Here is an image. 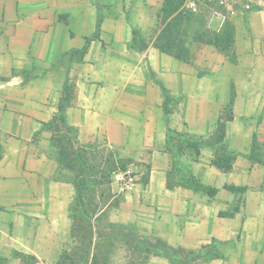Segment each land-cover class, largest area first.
<instances>
[{
    "label": "crops",
    "instance_id": "0c3cea01",
    "mask_svg": "<svg viewBox=\"0 0 264 264\" xmlns=\"http://www.w3.org/2000/svg\"><path fill=\"white\" fill-rule=\"evenodd\" d=\"M163 2L0 0V256L45 255L40 224L48 241L62 219L71 233L61 136L123 166L107 211L120 247L101 264H264V9L226 21V54L190 40L183 61L153 45ZM126 168L135 184L121 192L112 176Z\"/></svg>",
    "mask_w": 264,
    "mask_h": 264
},
{
    "label": "rangeland",
    "instance_id": "374dc122",
    "mask_svg": "<svg viewBox=\"0 0 264 264\" xmlns=\"http://www.w3.org/2000/svg\"><path fill=\"white\" fill-rule=\"evenodd\" d=\"M187 1L188 0L184 1L182 7L185 6ZM196 8V11L193 13H195L196 16L202 17L204 20L203 26H206L210 18L208 8H206L205 5H199ZM191 26V29L188 30V36L184 38L186 42L191 40L194 30H196L198 26L197 21H194ZM76 151L79 153L78 159L81 160L83 164L75 163L79 160L73 159L71 161L73 164L75 163L73 171L65 172L63 171L64 169H61L57 174L54 175V178L55 180L60 181H78L77 184L80 185V188L84 190V199H87L90 204L89 206L91 210L89 214L92 212L94 207H97L99 211L102 209L104 210L102 215L96 219V224H92V231L98 232V235L95 240L93 238L91 239V245L92 241L93 243L98 241L99 245L103 249H109V247L111 248L112 246L115 248L120 247L117 244L120 242L118 237L121 236L122 231L117 228H109L107 224V211L111 205V193L109 192L108 179H110V174L113 171L119 169L118 167L113 168V165L116 166V163H114L117 160L116 152L113 150L111 151L103 144L88 145L86 149L78 148ZM52 155H54V153H52ZM120 164L118 163L119 166ZM102 175L105 177L101 180ZM91 181L96 183L93 189H90L89 185H87L90 184ZM22 217L25 220L21 225L20 230L24 233L23 245L27 247L31 243V238L28 239L29 241L26 240L27 235L31 234V230L29 228L31 227V224L27 223L28 221L26 218L28 215L25 210ZM86 218L90 220V223L95 219V217H90V215H87ZM69 225L70 224L67 219H62L58 226L57 236L55 239H49L48 241L47 234L49 232V226L47 224H40V241L35 242L36 239H34L32 246L36 247V249L39 248L40 252H46V254L48 252L50 255H38L37 258V256L25 252V249L24 251H20L18 249L10 254H6L8 251L6 246L5 248L7 251H5L4 255L0 256V264H55L58 260L59 254H61L63 250H67V248L71 249L70 255L72 259L71 261L67 260V264H83L85 261L84 253L87 250L86 245L89 243L90 238L88 233L89 229L85 228L82 230V234L85 237H79V235L78 237L77 235L70 237ZM12 230H14V226L10 223L9 234L12 232ZM106 234H111V237L104 240L102 237H104ZM109 239L110 241H108ZM94 264H101L99 256H96Z\"/></svg>",
    "mask_w": 264,
    "mask_h": 264
},
{
    "label": "trees",
    "instance_id": "16d2710c",
    "mask_svg": "<svg viewBox=\"0 0 264 264\" xmlns=\"http://www.w3.org/2000/svg\"><path fill=\"white\" fill-rule=\"evenodd\" d=\"M185 0H164L163 5L160 10V30L158 31L155 40L153 42V45L155 48H157L159 51L169 54L173 56L174 58L183 60V61H189L190 59V51L187 45V42L184 40L188 36V30L191 29V25L194 21H197L198 26L196 30H194L191 40L193 42H200L205 44H213L216 47L220 49L222 53L226 54V51H228L229 45L232 42L233 38V27L229 22H226L223 29L218 33H212L204 28V20L200 16H196L195 13L184 10V7H182ZM53 146L56 147V160L58 167L60 169H64L67 171H73L75 163L83 164L81 160H79L78 156L79 153L71 149V143L63 137L59 136L57 140V144L53 141ZM73 159L79 160L78 162H75L74 164L71 162ZM230 162L229 158H223L221 162L218 163V165L224 166L223 168L227 167V164ZM116 163V166L113 165V168L118 167L119 169L123 168V166H120ZM119 163V162H118ZM224 163V164H223ZM118 165V166H117ZM111 171V170H110ZM105 176H101V180ZM75 188H76V196L71 206V218H72V227H71V233L70 237H74L79 235V237H85L82 234V230L85 228L89 229V243L86 245L87 250L84 253L85 261L83 264H94V261L96 260V249L98 252V256H100V252L103 253V257H107V251L109 249H103L98 242L92 241L91 245V239L93 238V231H92V224H96V219L93 220V222L90 223V220L86 218L87 215H90V217H95L99 213V210L97 207H94L92 212H90V204L87 201V205L84 202L83 197V189L80 188L81 186L78 185V181L72 180ZM109 181V179H108ZM96 183L93 181L90 182L89 188L93 189ZM86 185V186H87ZM87 200V199H86ZM86 206H85V205ZM98 217V216H97ZM78 232V233H77ZM112 234V233H111ZM111 234H106L104 237V240L106 238H110ZM110 241V239L108 240ZM110 246V245H109ZM100 251H99V250ZM71 251L63 250L62 253L59 255L58 260L56 264H67V260H72ZM103 263V262H102Z\"/></svg>",
    "mask_w": 264,
    "mask_h": 264
},
{
    "label": "built area",
    "instance_id": "2783aa9c",
    "mask_svg": "<svg viewBox=\"0 0 264 264\" xmlns=\"http://www.w3.org/2000/svg\"><path fill=\"white\" fill-rule=\"evenodd\" d=\"M199 5H205L208 8L210 14L207 23L208 28L219 32L231 16L244 15L250 11L264 9V0H188L184 9L195 12ZM112 181L121 192H126L131 190L135 184V173L131 168H126L114 173Z\"/></svg>",
    "mask_w": 264,
    "mask_h": 264
}]
</instances>
